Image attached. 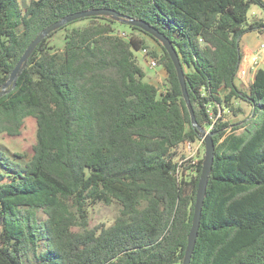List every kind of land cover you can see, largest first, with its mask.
<instances>
[{
    "label": "trees",
    "instance_id": "1",
    "mask_svg": "<svg viewBox=\"0 0 264 264\" xmlns=\"http://www.w3.org/2000/svg\"><path fill=\"white\" fill-rule=\"evenodd\" d=\"M251 4L264 10V0H0V90L49 25L100 9L124 19L83 17L51 32L0 98V133L18 136L27 117L36 124L30 156L0 149V264H182L203 158L178 171L177 149L201 130L215 151L190 264H264V68L237 83L241 36L264 31L247 22ZM125 20L174 47L195 126L168 54ZM141 50L166 72L161 92ZM238 102L249 117L214 121L241 113ZM113 203V222L90 228L89 208Z\"/></svg>",
    "mask_w": 264,
    "mask_h": 264
},
{
    "label": "rangeland",
    "instance_id": "2",
    "mask_svg": "<svg viewBox=\"0 0 264 264\" xmlns=\"http://www.w3.org/2000/svg\"><path fill=\"white\" fill-rule=\"evenodd\" d=\"M264 21V10L259 7L258 5L251 4L249 7V10L247 12V22L252 21ZM85 22H80L78 24H84ZM76 26V24L70 26L73 27ZM68 27V28H70ZM115 29L118 30V32H123L126 36L131 35V30L126 25H117L115 26ZM57 31V30H56ZM65 34V30H59L56 32L48 41V45L50 48L57 50L61 49L63 45V37ZM248 36H242V39L240 40V47L243 44L248 45L251 49H255V40L257 41V45L260 43H264V35L255 36L253 38L251 43L248 42ZM148 43V50H153L157 52V54L161 53V48L159 45L154 42L152 39L147 38ZM257 50V49H256ZM256 52V51H255ZM254 52V53H255ZM134 55L139 63V65L142 67L144 72L146 73V80L152 84H154L159 92L165 87L166 85V72L162 66H156L154 68H150V66L147 64L146 58L142 55L141 51L134 52ZM260 68L264 67V59L259 65ZM250 74H246V84H241L240 81H237L238 84L243 85L244 87L249 85L248 79ZM238 78V77H237ZM236 107L241 108V113H239L236 116H233L231 113L223 112L224 115L218 116L222 119L223 122H228L229 125L235 124L237 122L242 121L243 119L247 118L251 114V108L244 102H238L235 104ZM257 120H259V117L256 116ZM35 132H36V124L34 119L31 117H27L24 119L23 126L21 128V131L18 136H8L5 133H0V149L7 151L10 154L18 153V154H24L25 156H30L32 154V147L35 144ZM199 160L203 158L204 156V146H200L199 150ZM178 153H182V146H179L177 149V155L180 156ZM189 173V172H188ZM186 173V175H188ZM190 174V173H189ZM187 176L186 178H189ZM89 227H94L99 224H104L105 226L110 225L113 220L115 219L116 215L118 214V205L113 203L109 206H105L103 204H96L89 208ZM39 219H44V216L42 213L37 214Z\"/></svg>",
    "mask_w": 264,
    "mask_h": 264
},
{
    "label": "water",
    "instance_id": "3",
    "mask_svg": "<svg viewBox=\"0 0 264 264\" xmlns=\"http://www.w3.org/2000/svg\"><path fill=\"white\" fill-rule=\"evenodd\" d=\"M109 16L114 20H117L120 18L121 20H124L123 17L113 13L109 10H91V11H85V12H79L75 14H70L63 19L49 25L44 30H42L26 47L25 51L23 52L22 56L18 60L15 68L12 70L7 82L2 86L0 90V98L5 95V91L9 85H11V88L14 87L15 81L20 74L22 68L24 67V64L32 54V52L35 50V48L38 46V44L51 32H54L64 25L78 20L83 17H90V16ZM126 24L130 26H134L142 30L144 33L151 36L155 41H157L164 51L168 54L174 68L175 72L177 74V79L179 81V85L181 87V92L183 99L186 103L187 109L190 114L192 125L195 126V119L192 111V107L189 101V97L187 94L186 89V83L184 79L183 69L180 63L179 56L177 52L175 51L174 47L170 43V41L158 30L155 28L147 25L144 22L135 21V20H125ZM201 136L203 138V144H204V156L201 164V170H200V176L199 180L197 182L196 187V193H195V201L193 206V215L191 220V226L187 235V243L184 250V255L182 259V264H190L191 256L195 247V243L198 237V229L200 225V218H201V211L203 202L206 195V189L207 184L209 180V176L212 170L213 161H214V151H215V144L213 142V133L206 132L204 130H201Z\"/></svg>",
    "mask_w": 264,
    "mask_h": 264
},
{
    "label": "built area",
    "instance_id": "4",
    "mask_svg": "<svg viewBox=\"0 0 264 264\" xmlns=\"http://www.w3.org/2000/svg\"><path fill=\"white\" fill-rule=\"evenodd\" d=\"M120 35L124 38H128L123 32H120ZM142 55L146 58L147 64L150 66V68L156 67V61L151 58L147 50H141ZM264 59V43H260L258 45V48L256 52L253 54V56L250 59V65L254 68V70L259 68L260 63ZM264 68V67H263ZM255 70V71H256ZM246 74L247 69L244 67H239L237 72V77L240 82L243 84H246ZM223 112H218V114L215 116L214 121H216ZM209 132V130L207 131ZM182 146V153H178L180 156L177 155V162H178V171L181 170L185 165L191 166V168H194V166L197 164L199 160V150L200 146H203V138L197 139L193 142H184L180 144Z\"/></svg>",
    "mask_w": 264,
    "mask_h": 264
},
{
    "label": "crops",
    "instance_id": "5",
    "mask_svg": "<svg viewBox=\"0 0 264 264\" xmlns=\"http://www.w3.org/2000/svg\"><path fill=\"white\" fill-rule=\"evenodd\" d=\"M249 36L248 38V42L251 43V41L255 38L253 37H257L259 35H264V31L262 33H255V32H252V33H245L244 35H242L243 37L244 36ZM242 36L240 38V40L242 39ZM255 45H254V48L255 49H251L250 47H248V45L246 44H243L241 45L240 49H241V54H242V61H241V64H240V68L241 67H244L247 69V73L250 74L249 76V79H248V82L250 83L252 80H253V77H254V74H255V70L253 67H251L250 65V59L251 57L253 56L254 52L256 51V49L258 48V45H257V41L255 40ZM242 83V82H241Z\"/></svg>",
    "mask_w": 264,
    "mask_h": 264
}]
</instances>
